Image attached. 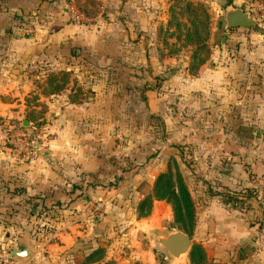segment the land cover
<instances>
[{
	"label": "rangeland",
	"instance_id": "rangeland-1",
	"mask_svg": "<svg viewBox=\"0 0 264 264\" xmlns=\"http://www.w3.org/2000/svg\"><path fill=\"white\" fill-rule=\"evenodd\" d=\"M41 1L0 0V65L24 68L27 95L16 109L42 130L45 141L53 137L47 127L56 119L52 112L61 108L64 137L102 151L96 156L110 162L99 167L96 181L120 191L83 223L82 229H93L89 238L97 239L101 252L82 264H187L188 254L175 262L155 239L181 231L169 203L153 205L159 201L154 182L164 172L178 174L193 196L194 227L186 233L191 246L195 203L206 196L235 192L239 203L231 205L249 223L264 221V0H119L112 12L121 19L101 21L94 50L83 48L82 37L101 5L69 0L65 21L88 26L70 30L69 52L53 37L55 55H47L40 33L42 51L15 68L22 39L34 38L35 28L61 11L52 7L49 13ZM227 5L249 12L256 24L226 29ZM61 55L68 66L60 64ZM223 86L229 91L224 99ZM20 122L3 123L0 132L20 128ZM238 171L245 176L240 184ZM229 175L233 180L225 181ZM147 196L152 203L145 214L139 206Z\"/></svg>",
	"mask_w": 264,
	"mask_h": 264
},
{
	"label": "crops",
	"instance_id": "crops-1",
	"mask_svg": "<svg viewBox=\"0 0 264 264\" xmlns=\"http://www.w3.org/2000/svg\"><path fill=\"white\" fill-rule=\"evenodd\" d=\"M97 1L103 10L101 14H104H97L95 21L88 25L91 31L83 34L82 46L87 50H94L96 45H100L98 39L94 40V35L97 33L95 29H101V21L107 25L108 20L110 24H116L121 19L119 12H112L113 4L121 1ZM122 2L131 4L129 1ZM41 4V9L46 8L44 5L50 6L49 13L53 11L52 7L61 11L46 18L45 25L39 24L34 38L22 39L24 48L16 50L15 68L20 66L18 64L28 63L38 51H42V45L36 41L38 34L45 33V40L47 38L50 44L45 43L43 47L46 54L53 58V37H57L56 41L61 42L62 48L69 52L70 30L88 27L82 22L74 28L66 22L63 8L70 4L69 0H42ZM137 18L144 28L147 17L141 13ZM61 56L60 64L68 66V60ZM23 69L0 65V128L3 123H14L16 120H20L24 128L36 126L16 109L19 103L23 104V96L27 95L24 89L29 81ZM228 81L225 80V85L229 84ZM212 93L219 95L218 92ZM220 93L223 99L229 97L226 87ZM53 111L56 119L47 126L53 131V137L42 142L39 154L33 158L14 154L0 132V244L9 253L17 247H23L28 252L25 258L12 257L14 264H82L84 255L92 251L91 247L98 246L96 238H89L93 229H82L83 223L92 222V211L102 209L108 204V198L120 191L100 186L96 174L100 171L99 167L103 169L110 162H102L104 157L96 156L102 151L89 150L84 143L66 139V112L61 108ZM242 173H236L239 184L240 176L245 177ZM226 179L233 180V177L229 175ZM92 181L95 184H91ZM213 195L195 203L194 231L197 234L193 244L203 249L204 264H264V240L259 244L258 238L264 227L259 228L256 222L249 223L247 217L231 203ZM161 202L154 201L153 205ZM186 263L190 264L188 260Z\"/></svg>",
	"mask_w": 264,
	"mask_h": 264
},
{
	"label": "trees",
	"instance_id": "trees-1",
	"mask_svg": "<svg viewBox=\"0 0 264 264\" xmlns=\"http://www.w3.org/2000/svg\"><path fill=\"white\" fill-rule=\"evenodd\" d=\"M76 2V0H74ZM242 131V130H241ZM225 202H238V196L235 192H226L218 194ZM154 200L165 201L171 205L173 214V224L181 231L190 234L194 227V206L193 201L181 177L176 174L175 178L169 172L160 173L154 182L153 189ZM152 196H147L140 202V209L146 208L147 214L151 208ZM259 223V228L264 227V221ZM92 251L84 255V262L90 263L100 257L101 249L92 246ZM188 261L190 264H204L205 253L203 249L193 244L188 252Z\"/></svg>",
	"mask_w": 264,
	"mask_h": 264
},
{
	"label": "water",
	"instance_id": "water-1",
	"mask_svg": "<svg viewBox=\"0 0 264 264\" xmlns=\"http://www.w3.org/2000/svg\"><path fill=\"white\" fill-rule=\"evenodd\" d=\"M224 23L226 29L235 27L250 28L256 24V20L249 12L227 5L224 12ZM155 239L157 244L165 249L175 262L187 255L191 248L190 237L179 230L169 232L166 236H156ZM10 255L15 258H25L28 252L23 247H17L11 250Z\"/></svg>",
	"mask_w": 264,
	"mask_h": 264
},
{
	"label": "built area",
	"instance_id": "built-area-1",
	"mask_svg": "<svg viewBox=\"0 0 264 264\" xmlns=\"http://www.w3.org/2000/svg\"><path fill=\"white\" fill-rule=\"evenodd\" d=\"M72 10V9H71ZM79 17V14H76ZM82 17V16H80ZM45 135L42 130L36 126L30 128H15L8 126L3 133V140L18 155L24 158H33L39 154L41 144L45 141ZM259 244L264 240V228L259 233ZM0 264H14L9 250L0 244Z\"/></svg>",
	"mask_w": 264,
	"mask_h": 264
}]
</instances>
